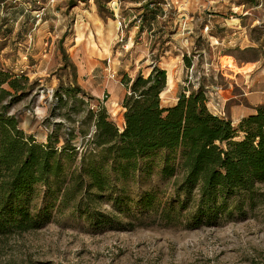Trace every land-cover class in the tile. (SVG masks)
Returning a JSON list of instances; mask_svg holds the SVG:
<instances>
[{
    "label": "rangeland",
    "instance_id": "rangeland-1",
    "mask_svg": "<svg viewBox=\"0 0 264 264\" xmlns=\"http://www.w3.org/2000/svg\"><path fill=\"white\" fill-rule=\"evenodd\" d=\"M86 2L94 3L101 16H108V9L115 13L116 7L120 14L133 8L130 3L138 4L135 16L141 21L120 23L109 44L96 23L75 22L71 10H82ZM21 3L27 13L18 10ZM156 9L160 13L148 27L145 17ZM74 42L79 44L72 55ZM219 57L221 75L215 68ZM227 59L235 66L257 60L264 66V0H0V69L26 77L30 85L25 94L15 95L8 114L37 143H45L57 124L63 125L61 137L68 125L61 116L65 110H54L58 85L79 87L94 100L91 106L97 100L121 128L123 74L133 79L139 73L146 77L154 66L163 69L172 81L162 95L166 107L183 89L194 90L198 84L208 93L211 85L227 87ZM108 71H114V78ZM257 189L260 200L245 209L244 219L214 228L146 221L122 231L94 228L73 210L53 212L39 230L0 237V264H264V184ZM99 210L121 222L109 205Z\"/></svg>",
    "mask_w": 264,
    "mask_h": 264
},
{
    "label": "trees",
    "instance_id": "trees-1",
    "mask_svg": "<svg viewBox=\"0 0 264 264\" xmlns=\"http://www.w3.org/2000/svg\"><path fill=\"white\" fill-rule=\"evenodd\" d=\"M148 12L149 27L160 11ZM166 84L156 66L146 77L123 74L121 128L79 87L58 85L54 110H65L68 125L37 143L8 114L28 80L0 69V237L39 230L53 212L72 210L94 228L122 231L134 222L198 229L244 219L264 184V106L233 124L208 109L201 84L163 107ZM103 204L125 223L101 212Z\"/></svg>",
    "mask_w": 264,
    "mask_h": 264
},
{
    "label": "crops",
    "instance_id": "crops-1",
    "mask_svg": "<svg viewBox=\"0 0 264 264\" xmlns=\"http://www.w3.org/2000/svg\"><path fill=\"white\" fill-rule=\"evenodd\" d=\"M83 2H85V0H83ZM24 6L25 4L21 3L20 6H18V10H24V12L27 13L24 9ZM49 6L51 7L52 5ZM130 6H133V8H137L138 4L130 3ZM112 7L114 8L115 6L112 5ZM133 8L127 9L126 7L125 9H122V11H120L119 9V14L118 11L116 12L115 7V9H113L115 13L112 11V9H108V16H101L97 12L94 3L86 2V6L82 10H78L79 8H76V11H74V8L73 10H71V12L75 16L76 23L80 20H86L89 23H96L97 27H100L101 30L104 29L106 33V39L109 40L108 43L113 44L118 33L117 26L119 27L120 23L124 24L125 22H132L134 20L133 18L136 17V12L132 10ZM182 22L184 23V27H191V22L186 23L184 20H182ZM133 25H135V22L133 23ZM135 28L136 27H134V29ZM161 33L163 34L164 32L162 31ZM31 35L32 34L27 35L29 43L32 40ZM219 41L223 44L224 38ZM75 42L71 47L72 55L73 52L76 51V46L79 44H76ZM221 59L222 57L218 58V66L215 67L217 71L220 70V75L222 72ZM235 67L238 70L237 72H233L229 69L225 70V75L229 77V79H226L227 87L224 86L225 88H219L215 85H211L209 87V89L212 91L208 93L209 96L207 104L208 108H211L213 110V115L218 117L225 115L224 119L231 121L233 124H236L243 117L253 114L255 112V109H257L258 107L264 106V66H262L261 62L257 60L255 62H242L236 64ZM163 93L160 96L161 100ZM175 101L176 98L171 105H173ZM220 113L224 114L221 115Z\"/></svg>",
    "mask_w": 264,
    "mask_h": 264
},
{
    "label": "bare ground",
    "instance_id": "bare-ground-1",
    "mask_svg": "<svg viewBox=\"0 0 264 264\" xmlns=\"http://www.w3.org/2000/svg\"><path fill=\"white\" fill-rule=\"evenodd\" d=\"M223 64L225 65V67L233 72H237V68L235 67L233 61L231 59H227L225 61H223ZM223 65V66H224ZM249 69V68H247ZM167 86L170 88L172 86V81H171V78H167Z\"/></svg>",
    "mask_w": 264,
    "mask_h": 264
},
{
    "label": "built area",
    "instance_id": "built-area-1",
    "mask_svg": "<svg viewBox=\"0 0 264 264\" xmlns=\"http://www.w3.org/2000/svg\"><path fill=\"white\" fill-rule=\"evenodd\" d=\"M37 17H39V16H37ZM133 19L135 20L136 23H139V22H140V19H139V18L137 19V17H136V18H133ZM204 30L207 31V27H205ZM108 72H109V77H110L111 79L114 78V73L111 72V71H108ZM188 72H189V79H191L192 74H193V73H192V72H193V66H191V67L188 69ZM198 85H199V84H198ZM198 85H197V86H198ZM196 88H197V87H196ZM196 88H195V89H196Z\"/></svg>",
    "mask_w": 264,
    "mask_h": 264
}]
</instances>
